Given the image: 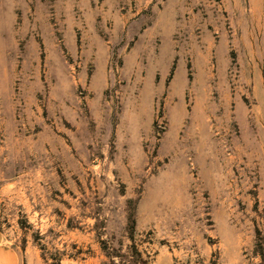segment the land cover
Listing matches in <instances>:
<instances>
[{"label":"rangeland","instance_id":"rangeland-1","mask_svg":"<svg viewBox=\"0 0 264 264\" xmlns=\"http://www.w3.org/2000/svg\"><path fill=\"white\" fill-rule=\"evenodd\" d=\"M0 224L23 264H264V0H0Z\"/></svg>","mask_w":264,"mask_h":264},{"label":"crops","instance_id":"crops-1","mask_svg":"<svg viewBox=\"0 0 264 264\" xmlns=\"http://www.w3.org/2000/svg\"><path fill=\"white\" fill-rule=\"evenodd\" d=\"M13 239L8 237L7 230L0 224V264H23L24 257L28 256L21 254V249Z\"/></svg>","mask_w":264,"mask_h":264}]
</instances>
